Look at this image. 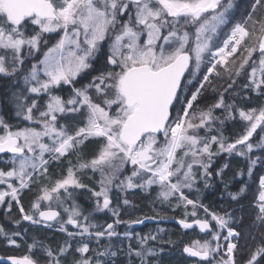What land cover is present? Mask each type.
Segmentation results:
<instances>
[{
	"label": "snow or ice",
	"instance_id": "obj_1",
	"mask_svg": "<svg viewBox=\"0 0 264 264\" xmlns=\"http://www.w3.org/2000/svg\"><path fill=\"white\" fill-rule=\"evenodd\" d=\"M235 6L233 0H0V52L3 53L0 74L17 75L23 70L25 48L33 56L39 51L45 34L59 36L23 76L28 93L48 96L44 110L34 116L37 100L26 104L16 96V115L28 125L14 128L0 118V154H10L5 163L11 165L7 171L0 169V185H7L6 190H0V203L11 207L15 201L20 205L21 192L30 188L34 178L48 177L52 160L72 153H77L80 160L79 147L86 140L95 139L100 143L97 154L88 162H80L78 167L69 161L65 175L51 186L40 188L32 203V213L20 207L23 220L33 224L57 220L60 213L52 208V202L64 207L61 190L66 199H71L69 189L85 188L76 172L88 168L101 174L99 191H92L96 198L95 210L108 209L118 217V211L110 208L109 191L113 181L131 165L130 174L117 185L121 190L159 185L158 196L163 201L179 193L178 200L185 209L192 206L190 215L194 219L189 222V213L185 211L186 218L178 223L184 229L198 227L208 238L185 244L183 252L188 257L199 258L198 264H236L238 244L233 241L240 233L230 226L231 218L227 214L210 213L207 207L189 199L182 191L194 183V165L207 170L208 164L202 158L206 155L211 159L212 145H217L219 152H235L240 156L251 153L254 147H264V135L256 145L251 142L257 129L264 132V105L236 110L245 122V130L233 142H228L223 135H212L210 139L200 136V130L208 129L213 120L212 109L193 111L205 83L210 82L212 75H220L218 68L223 67L232 78L233 69L228 65L229 62L236 64L238 52L242 58L234 69L235 76L241 77L247 70L243 88L264 96V0H252L242 21L232 24L230 13ZM229 24L232 26L226 38L216 44L220 32ZM103 41L110 42L104 69L99 75L81 88L73 87V94L67 100L53 94L55 88L72 85L91 67L90 60L102 48ZM205 67L199 87L190 96L186 95L188 86ZM236 83L232 79L229 88ZM222 107H227L231 117L232 106H225L223 98L212 106ZM69 113L80 117L74 131L58 121V116ZM238 146H243L245 151L237 150ZM255 163V160L249 162L250 175ZM174 177L176 180L172 182ZM244 191L241 187L240 193ZM238 195L232 193V199L236 200ZM43 202H48L47 210H41ZM128 203L124 201L125 205ZM254 206L255 223L264 226V176L259 178ZM198 207L211 216L215 229L209 219L199 218ZM64 212L67 220L60 224L59 231L65 232V225L79 229L67 232L69 238L95 237L99 241L107 237L111 241L120 235L115 229L121 223L119 219L106 226L92 223L91 213L83 215L75 201L71 207H64ZM82 215L83 221L79 219ZM3 231L0 228V234ZM123 235L131 236L128 232ZM221 237L224 245L220 243ZM150 239L157 237H140L137 248L129 245L128 264H134L133 257L139 258L140 264H146L145 258L154 255L153 249L146 247ZM9 243L16 241L9 238ZM37 248L43 249L45 264H62L71 245L65 242L53 251L33 241L25 254L8 259L11 264H39L32 255ZM112 248L110 242L91 256L86 255L92 251L89 244L82 243L75 249L79 257H74L71 264H109V258L117 256ZM245 264H264V240L251 251Z\"/></svg>",
	"mask_w": 264,
	"mask_h": 264
},
{
	"label": "trees",
	"instance_id": "obj_2",
	"mask_svg": "<svg viewBox=\"0 0 264 264\" xmlns=\"http://www.w3.org/2000/svg\"><path fill=\"white\" fill-rule=\"evenodd\" d=\"M252 0H238L237 5L231 11V16L236 19H243L247 11L250 8ZM217 44V43H216ZM219 44V43H218ZM246 55V53H244ZM106 50H101L97 56H95L90 62L91 67L85 70L82 75L78 76L76 81L73 82V87L81 88L84 85L89 84L94 76L99 75V72L104 69L106 61ZM236 64L232 65L229 62L228 67L232 68V78L225 72L223 67L217 69L220 72L219 76L212 75L210 82L205 83L204 88L201 90L197 101L194 103L193 111H207L212 109L213 120L210 123L208 129H202L199 132L200 136L211 137L216 135L217 137L223 135L228 142H233L241 135L245 130V122H243L237 109L248 110L249 108H257L264 105V96H258L255 92L243 88V84L246 83V75L241 77L235 76V67L240 63V53L236 54ZM203 72H206V67L202 68V72L199 74L197 79H194L192 84L188 86L186 95L190 94L199 87V81L203 78ZM232 79H236L237 83L231 88L229 85L232 84ZM16 86L12 77L0 75V112L9 124L16 122V111L14 107V101H12V94L15 95ZM54 93L62 98H66L71 94L70 86L61 85L57 89H54ZM223 98L225 106H232V116L229 117L227 107L212 108L217 102ZM41 103V101H40ZM80 119V118H79ZM80 121V120H79ZM77 122V121H75ZM264 135L260 129L254 134L251 142H257L260 137ZM100 147V143L95 139L86 140L80 147L78 154L80 157L89 158L94 155ZM239 147V146H238ZM241 147V146H240ZM243 150V149H242ZM211 152L214 155L209 160L207 170L199 167L195 173L194 183L191 188H183V193L190 199L197 201L198 204H202L209 209V212L217 214L224 213L230 209L232 216L230 226L239 232L248 231L249 236L255 237V231L258 225L255 223L257 209L254 206V201L259 190V178L264 176V147L258 150H253L251 153L240 156L236 153H225L219 152L217 145H212ZM72 153L60 160H53L48 165V177L38 178L35 182L30 185V188L24 189L21 194L22 205L26 208L30 205L34 199L35 193L37 194L41 187L50 185L53 180L59 178L65 171L64 167L68 161L73 163L72 158L75 157ZM250 160H255L256 163L252 168L251 175L248 173V167ZM4 166L0 164V168ZM198 167V166H197ZM207 172V174H205ZM87 174L88 172H83ZM219 173V174H218ZM176 178H173L172 182H175ZM241 187L245 188L243 193H240ZM232 193H239L236 200L232 199ZM132 199L134 202L130 203L133 209L128 212L130 215H134L133 218H137L140 215H151L155 217H178L186 218L185 211L189 213L187 219H194L191 217L192 206L188 205L187 209L183 206L178 197L175 195L170 198L169 201H162V205L157 200L156 188L150 189L148 193L140 195L139 192L132 193ZM163 207L159 210V207ZM179 205V206H178ZM199 218L204 216V210L201 207L196 209ZM139 212H142L138 214ZM7 220V219H6ZM8 221V220H7ZM25 222H19L14 229L6 228L2 234H0V257L8 255H23L27 252V246L32 244L33 241L41 242L45 247H50L53 251L57 250L58 247L65 242L71 245V250L67 255V260L62 261V264H71L73 258H78L79 254L75 252V249L82 243H86L80 237L69 238L66 234L52 229L47 226L35 225L27 227ZM213 225V224H212ZM165 235L163 236V244L161 255L157 257L156 262L152 261L148 264H187V262H196V259H190L185 257L181 251V247L189 243V233H197L199 237H206L205 234L197 230H185L177 227L174 224L165 223ZM214 226V225H213ZM19 229V230H17ZM19 233L16 236V243L10 244L9 239L10 233ZM251 233V236H250ZM7 234V235H6ZM257 237V236H256ZM21 239L20 242L18 240ZM254 243V242H253ZM251 243V245H253ZM89 247L92 251L88 254L95 255L96 251L101 250L99 243L95 241L88 242ZM242 252H246L245 247L247 245L242 244ZM121 253H118V255ZM33 257L39 261V264H45L46 257L43 255V249L37 248L33 250ZM248 254L242 253L236 257V264H243L247 259ZM180 256V257H179ZM111 259V258H110ZM109 259V260H110ZM115 264H124L123 257L120 256L118 260H114ZM112 261H109V264ZM5 264V263H0ZM203 264V262H200Z\"/></svg>",
	"mask_w": 264,
	"mask_h": 264
},
{
	"label": "rangeland",
	"instance_id": "obj_3",
	"mask_svg": "<svg viewBox=\"0 0 264 264\" xmlns=\"http://www.w3.org/2000/svg\"><path fill=\"white\" fill-rule=\"evenodd\" d=\"M225 2H226V0H225ZM237 2H238V0H233V3H234V5H237ZM236 7V6H235ZM234 7V8H235ZM233 10V9H232ZM231 10V11H232ZM231 15V14H230ZM126 18V17H125ZM238 21H242V19L240 20V19H234L233 17H232V24H235L236 22H238ZM232 24H229V25H227L226 27H224L223 29H222V31L220 32V34H219V37H218V39L215 41V43H219V44H221L222 43V41H223V39H225L226 38V33L230 30V28H231V26H232ZM59 38V36L57 35V34H55V33H53V34H45L44 36H43V38L41 39V42H40V48H39V51L38 52H36V53H34V55L33 56H29L28 55V49L27 48H25L24 50H23V52H22V55H23V57H24V65H23V70L22 71H20L17 75H14V76H11L12 78H13V81H14V85L16 86V89L14 90L15 91V95L14 94H12V101H14L15 100V102H14V107H15V111L17 112V100H16V96H20L21 97V102H24V103H26V104H31V101H32V99H36L37 100V105H38V108L37 109H34V111H33V115L34 116H38L39 115V112L40 111H43L44 110V107H45V104H46V101H47V99H48V96L47 95H45V94H41L39 97H36L34 94H31V93H28L27 92V88H26V86H25V84H24V81H23V76L26 74V72H27V70L28 69H30V67H31V65L33 64V63H36L39 59H41L42 57H43V52L44 51H46L47 50V47H51L52 46V44H54L55 42H56V40ZM45 41H47V43L45 44ZM109 42L110 41H103V42H101L102 43V48L98 51V53L101 51V50H106V53L108 52V44H109ZM97 53V54H98ZM3 53L2 52H0V55H2ZM97 54H96V56H97ZM94 58V57H93ZM92 58V59H93ZM91 59V60H92ZM90 60V61H91ZM91 63V62H90ZM9 66V70L11 69V64H9L8 65ZM1 76H5V75H3V74H0ZM80 75H82V73L80 74ZM9 77V76H8ZM66 86H70V89H71V94L70 95H68L64 100H67L73 93H72V88H73V84L72 85H66ZM58 88V87H57ZM57 88H55V89H57ZM194 92V91H193ZM53 94H55L54 93V90H53ZM91 94L93 95V98L95 99V95H94V89H92L91 90ZM55 95H57V94H55ZM191 95V94H190ZM59 96H60V94H59ZM40 101H41V103H40ZM16 117H18V116H16ZM0 118H2L3 120H5L4 118H3V116H2V114H1V112H0ZM80 117H79V115L78 114H72V113H69V114H65L64 116H58V121H59V123L60 124H65V125H67L68 126V128H69V130L70 131H74L75 130V127L76 126H78V122H79V119ZM75 121H77V122H75ZM198 122V121H197ZM10 125H12L14 128L15 127H17V126H19V127H24V126H27L28 125V122L27 121H24L23 120V118L22 117H18L17 118V120H16V122L15 123H13V124H10ZM32 126H37L38 127V125H32ZM208 139H210V137L208 138ZM260 141V140H259ZM259 141H257V142H253V144L254 145H256ZM261 147H254L253 148V150H258V149H260ZM243 149V150H242ZM237 150H239V151H245V149L243 148V146H239L238 147V149ZM79 151V150H78ZM98 152V151H97ZM97 152H96V154H97ZM233 153H235V152H233ZM95 154V155H96ZM46 159L48 158L47 156L45 157ZM80 158H82V157H80ZM93 158V157H92ZM92 158H90L89 160H86V161H84V160H79L78 161V163L75 165V166H77L78 167V164L80 163V162H88V161H90ZM187 159H191V157H189V158H187ZM203 162L205 163V164H207V163H209L210 161H209V159H208V157L205 155L203 158ZM6 160H8V158H0V164H2L3 166H4V168L3 167H1L0 169H3V170H5V171H7L10 167H11V165L10 164H6L5 163V161ZM53 161V160H52ZM55 161H57V160H55ZM198 166V167H197ZM199 167H201L200 165H194L193 166V173H195V171L199 168ZM131 168H132V166L131 165H128L127 166V170L123 173V175H121L120 177H119V179H117V180H115V181H113V184H112V186L110 187V191H109V198H110V196H111V192L113 191L112 189H114L115 190V193L116 192H120V202H121V204H120V207L118 208V209H116L117 211H118V213H119V216L117 217V216H114L113 215V213H112V211L111 210H108V209H105L104 210V214H106V215H108V216H111L112 218H113V220H117V219H119L120 221H123L122 220V217L120 216V215H122L123 217H125V215H124V211L122 210V208L125 206V204H124V201L125 200H127L128 202L130 201L131 203L132 202H134L133 201V199H132V195H134V194H132L133 192H139V194L140 195H144L145 193H148L149 191H150V189H153V188H156V191H157V193L159 194V192L161 191V189H160V187H159V185H152L151 187H149V188H147V189H141V188H134V189H124V190H121L119 187H117V185H119V183H120V180H122L123 178H124V176H126V175H129L130 174V172H131ZM66 171H67V169L61 174V176L59 177V178H61L62 177V175H65L66 174ZM88 172L87 174L88 175H91V174H98V177H99V179H98V181L96 182H93V186H88L87 184H86V182L84 181V180H82L81 178H78V179H80L82 182H83V184H85V185H87L85 188H81V189H69V191H71L72 192V198L71 199H66L65 197H66V194L63 192V190H61V198L62 199H64V207H71V205H72V203H73V201H75V203L77 204V205H79L80 206V203H79V198H77V196L78 195H81V196H83L87 201H91L92 202V210H93V213L94 212H100V211H96L95 210V208H96V198L94 197V196H92V191H99V189H100V184H99V181H100V179H101V174H100V172H93L92 171V169L91 168H88V169H83V172ZM77 173V172H76ZM77 175V174H76ZM182 175V174H181ZM58 178V179H59ZM55 182V180H53L52 182H50L49 181V183H51L50 185H45V186H51L53 183ZM81 182V183H82ZM138 183H139V181H137ZM90 187V188H89ZM92 187V188H91ZM7 189V185L5 184V185H0V190H6ZM112 190V191H111ZM85 193H87L88 194V196H86V195H84ZM21 194H22V192H21ZM21 194H20V197H19V199H20V205H17L16 204V202L15 201H13L12 202V204H11V207H9V204L8 203H0V211H2L1 212V214H0V216H2V217H4V219L6 220H11L10 221V227L11 228H14L15 227V225L16 224H18L17 223V221H19V222H25V223H30L31 221H25V220H23L22 219V214H21V212H20V207L22 206V203H21ZM158 194H156V197H157V200L159 199V202H160V204L162 203V199H160L159 198V196H158ZM39 195V192L37 193V195H36V197L32 200V202L30 203V205L29 206H27L26 208H24L23 206V208H24V210H25V212H28V213H32L33 212V209H32V203L34 202V200L37 198V196ZM185 195V194H184ZM176 196L179 198V193H177L176 194ZM186 196V195H185ZM7 199H9V198H6V200ZM190 199V198H189ZM101 203H102V199H101ZM183 206H185L182 202H180ZM128 205V204H127ZM162 205V204H161ZM160 205V206H161ZM51 206H52V208H58V209H60L61 210V215H60V218L58 219V222H59V224L57 225V226H53V225H49V224H44L43 222L42 223H40V224H38V225H41V226H47V227H50V228H52V229H55V230H57V231H59V227H60V224L62 223V222H64V221H66L67 220V213L66 212H64V207H60V206H58L57 205V203L54 201V202H52V204H51ZM132 206V205H131ZM43 208H48V202H43L42 203V205H41V209H43ZM81 208V207H80ZM112 209V208H111ZM122 210V211H121ZM102 211V210H101ZM120 212H121V214H120ZM210 213H214V212H210ZM217 214V213H216ZM225 214H227V216L228 217H230L231 218V216H232V213H231V210L230 209H228V210H226L224 213H220V214H218V215H225ZM36 215H37V213H36ZM83 215H84V213H83ZM83 215L81 216V217H79V219L81 220V221H83ZM206 214H204V216H205ZM205 217H202L201 219H204ZM206 218L207 219H209V221H210V223L211 224H213L214 226H213V229H215V222L214 221H211V216H209V215H206ZM131 220H127L126 218H125V220L126 221H128V222H131L133 219L132 218H130ZM124 220V221H125ZM230 221H231V219H230ZM32 223V222H31ZM34 225H37V224H34ZM65 227H66V231L65 232H62V233H64V234H66L67 235V232H76V231H79V229H76V228H74L73 226H69V225H65ZM1 228V227H0ZM96 229H91V231H95ZM165 230V228L163 227V226H157V228H154V229H152L151 231H150V233L149 234H147V233H145V235H138V234H131V232H129V231H125V232H128V233H130L131 234V236L130 237H128V238H126V237H124V233H121L119 230L117 231V233H119L120 235L118 236V237H122V238H124V239H122L123 241H125L126 242V247L125 248H129V245H131V247L132 248H137V247H139V245H138V239L140 238V237H144V236H148V235H155L156 237H157V239L156 240H149L148 241V243H147V245H146V247H150V248H152L153 249V251H154V255H156L157 257L158 256H160L161 255V250H164V248H162V244H163V242H162V239H159L158 238V236H160L161 235V233H163V231ZM236 230V229H235ZM237 231V230H236ZM237 232H239V231H237ZM240 233V236L238 237V239H236V240H234L233 242L234 243H237L238 244V248H237V250H236V252H235V260H236V257H238V255H241L242 253H246V254H248L247 255V257L249 258V256H250V253H251V251L252 250H254L255 249V247L261 242V240H264V226H259L258 225V227L256 228V231H255V234H254V236H255V239H253V238H247L248 236H249V234H248V231H245V232H239ZM227 233H226V231H224V235H226ZM250 236H251V233H250ZM257 236V237H256ZM188 237H190L189 238V240H190V242L188 243V244H191L192 243V241L193 240H201V242H203V240L204 239H207L208 237L206 236V237H199V235L196 233H192V234H190L189 233V235H188ZM114 238V237H113ZM112 238V239H113ZM82 239V238H81ZM82 240H93V241H97L96 240V238L95 237H93V238H91V239H88V238H83ZM100 240H104V241H109L108 240V238L107 237H104V238H101ZM119 242V241H118ZM254 242V243H253ZM220 243L222 244V245H224V241H223V238L221 237V240H220ZM251 243H253V245H251ZM242 244H245V245H247V247H245V249H246V252H242V246H244V245H242ZM86 255H91V254H86ZM92 256V255H91ZM151 257H153V255H150V256H147L145 259H146V261H148L147 259H149V263L150 262H152L151 260L153 259V258H151ZM136 258V261H138V262H140V260H139V258H137V257H135ZM151 258V259H150ZM217 259H219V257H217ZM187 264H198V263H192V262H187ZM243 264H245V262L243 263Z\"/></svg>",
	"mask_w": 264,
	"mask_h": 264
},
{
	"label": "flooded vegetation",
	"instance_id": "obj_4",
	"mask_svg": "<svg viewBox=\"0 0 264 264\" xmlns=\"http://www.w3.org/2000/svg\"><path fill=\"white\" fill-rule=\"evenodd\" d=\"M96 154V153H95ZM95 154L94 155H92V156H90L89 158H81L80 160L82 161V160H84V161H86V160H89L90 158H92V157H94L95 156ZM10 154H8V155H1L0 156V158H8V156H9ZM74 156L76 157L77 155L76 154H74ZM73 159V163H71L73 166H75L77 163H78V159L77 158H72ZM70 165H69V161L66 163V166L64 167V170H66L68 167H69ZM77 177L78 178H81L82 180H84L85 182H86V184L88 185V186H93L92 184H93V182H97L98 181V179H99V177H98V174L96 173V174H91V175H88V174H85V173H83V170H79V171H77ZM38 178H34V180H37ZM58 179V178H57ZM56 180V179H55ZM80 180V179H79ZM80 182H82L81 180H80ZM83 183V182H82ZM85 185V184H84ZM86 185V186H87ZM90 188V187H89ZM92 188V187H91ZM113 190V191H112ZM111 191V196H110V200H111V205H110V208H112V209H118L119 207H120V204H121V202H120V192L118 191V192H116L115 193V190L114 189H112ZM134 193V192H133ZM36 193H35V195H34V198L36 197ZM84 195H86V196H88V194L87 193H85ZM77 198H79V203H80V207H81V209L83 210V213H84V215H88L89 213H91V219H92V223H95V224H97V225H100V226H106V224H108V223H113V224H115V220H113V218L111 217V216H108V215H106V214H104L103 212H104V210H102V211H100V212H94L93 213V210H92V202L91 201H87L83 196H81V195H78L77 196ZM22 203V202H21ZM130 201H129V203H128V205H125L123 208H122V210L124 211L123 213H124V215H125V217H123L122 215H120L121 217H122V220L123 221H121V223L120 224H116L115 225V229L118 231H120L121 233H124L125 231H129V232H131V234H138V235H145V233H147V234H149L150 233V231L152 230V229H154V228H157V226H163L164 228H165V223L166 222H158V223H143V224H141V225H137L136 223H130V222H128V221H126L125 220V218L127 219V220H131L130 218H132L133 220L132 221H136V220H143V219H145V218H147V217H150L151 215H140V217L138 216L137 218H133L134 217V215H130V214H128V212H131V210L130 209H133L132 207L133 206H131L130 205ZM23 206V205H22ZM24 207V206H23ZM25 208V207H24ZM163 209V207H159V210L160 209ZM43 209H45V208H43ZM55 209H57L58 211H59V213H60V215H61V210L60 209H58V208H55ZM42 210V209H41ZM121 210V211H122ZM1 212L2 211H0V214H1ZM140 213H142V212H139L138 214H140ZM120 214H121V212H120ZM143 214V213H142ZM153 217H155V216H153ZM202 217H205L206 218V215L205 216H202ZM36 218L37 219H39V217H38V213H37V215H36ZM60 218V217H59ZM58 218V219H59ZM157 218H161V217H157ZM58 219L57 220H55V221H51V222H47V223H44V224H49V225H53V226H57L58 224H59V222H58ZM181 219H185V218H181ZM125 220V221H124ZM192 219H188V221H191ZM10 221L11 220H5L4 219V217H2V216H0V227L3 229V230H5L6 228H8V227H10L9 225L11 224L10 223ZM169 224H172V223H169ZM27 227H29L30 225L31 226H35L33 223H26L25 224ZM212 225V224H211ZM17 226V224L15 225V227ZM69 226H72V225H69ZM14 227V228H15ZM14 228H8V229H14ZM212 228H213V225H212ZM16 229V228H15ZM17 230H19V229H17ZM185 230H187V229H185ZM191 230H197V231H199L200 232V230L199 229H197V228H195V229H191ZM165 231L166 230H164L163 231V233H161V235L160 236H158V238L159 239H162L163 240V236L165 235ZM4 232V231H3ZM14 233H10L8 236H9V238H11V239H13V240H15V241H17V239H16V236L17 235H13ZM7 235V234H6ZM122 239H124V238H122V237H114L111 241H104V240H99V241H95L96 242V244L98 245L99 243L101 244V246H100V248H101V250L103 249V247L105 246V245H107L108 243H112V245H113V248H112V250L113 251H116L117 252V256L115 257V258H109L111 261L114 259V260H118L119 258H120V256L121 257H123V259H124V264H128V256H127V252H128V249L127 248H125L126 247V242L125 241H123ZM8 240V242H9V239H7ZM21 241V239H19L18 240V242H20ZM86 241V243L88 244V242H89V240H85ZM90 241H92V240H90ZM119 241V242H118ZM186 244H188V243H186ZM185 246V244L181 247V251H182V253H183V247ZM118 253H121V254H119L118 255ZM18 256H20V255H18ZM1 257H3V256H1ZM159 257V256H158ZM180 257V256H179ZM151 258H153L151 261H155L156 262V260H157V256L156 255H153V257H151ZM150 258V259H151ZM133 259V261H134V264H140V262H138V261H136V258L135 257H133L132 258ZM109 260V261H110ZM148 261H146V264H148L149 263V259H147ZM192 262V261H191ZM0 263H2V262H0ZM112 263V262H111ZM192 263H196V262H192Z\"/></svg>",
	"mask_w": 264,
	"mask_h": 264
},
{
	"label": "water",
	"instance_id": "obj_5",
	"mask_svg": "<svg viewBox=\"0 0 264 264\" xmlns=\"http://www.w3.org/2000/svg\"><path fill=\"white\" fill-rule=\"evenodd\" d=\"M1 155H4V154H0V156H1ZM53 209H55V208H53ZM42 210H47V208L42 209ZM55 210H57V209H55ZM57 211H58V210H57ZM58 212H59V211H58ZM38 217H39V215H38ZM179 220H181V218H178V217H161V218H157V217L150 216V217H147V218L141 220L142 223H136V224H137V225H141V224H143V223H148V222H149V223L166 222V223H172V224L176 225L177 227L182 228V227L180 226V224L178 223ZM50 222H51V221H50ZM189 222H191V221H189ZM195 228L199 229L198 227H195V226H194L192 229H195ZM188 230H191V229H188ZM203 234H204V233H203ZM183 248H184V247H183ZM183 254H184L186 257H188L186 253L183 252ZM12 256H18V255H8V256L0 257V262L5 263V264H11V262H10V260H9L8 258H9V257H12ZM188 258L199 260V258H196V257H188Z\"/></svg>",
	"mask_w": 264,
	"mask_h": 264
}]
</instances>
